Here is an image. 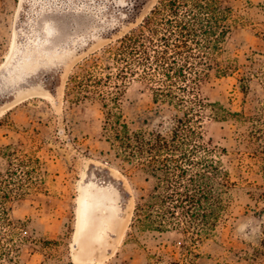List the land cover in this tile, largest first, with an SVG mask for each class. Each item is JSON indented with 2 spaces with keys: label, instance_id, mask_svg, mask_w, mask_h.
I'll return each instance as SVG.
<instances>
[{
  "label": "rangeland",
  "instance_id": "rangeland-1",
  "mask_svg": "<svg viewBox=\"0 0 264 264\" xmlns=\"http://www.w3.org/2000/svg\"><path fill=\"white\" fill-rule=\"evenodd\" d=\"M156 1L0 0V172L13 170L9 212L25 222L20 264H264V0H228L236 23L217 60L232 70L211 69L198 85L203 141L232 183L206 237L137 227V195L152 186L137 170L144 156L105 129L98 99L70 90L81 69L109 72L101 89L129 134H168L173 108L157 112L154 85L139 75L114 88L107 51Z\"/></svg>",
  "mask_w": 264,
  "mask_h": 264
},
{
  "label": "trees",
  "instance_id": "trees-1",
  "mask_svg": "<svg viewBox=\"0 0 264 264\" xmlns=\"http://www.w3.org/2000/svg\"><path fill=\"white\" fill-rule=\"evenodd\" d=\"M234 23L228 0H157L136 30L108 46V57L117 67L113 87H125L127 78L134 75L154 85L155 110L158 112L164 102L174 110L168 134L141 128L129 134L117 110V99H113L116 96L110 92L108 97L101 89L111 82V73L96 76L81 69L70 77L75 98L98 99L105 129L112 130L124 147L137 151V158L144 156L137 159V170L152 178V186L146 195H137V227L180 229L206 237L224 219L232 183L220 161L209 156L214 147L203 141L205 102L198 85L211 69L218 75L232 70L231 64L220 63L217 55ZM92 65H98V60ZM13 174L10 167L0 172V264H20L28 240L19 233L25 222L9 212L8 203L15 192L9 186ZM42 243L53 245L56 241Z\"/></svg>",
  "mask_w": 264,
  "mask_h": 264
},
{
  "label": "bare ground",
  "instance_id": "bare-ground-1",
  "mask_svg": "<svg viewBox=\"0 0 264 264\" xmlns=\"http://www.w3.org/2000/svg\"><path fill=\"white\" fill-rule=\"evenodd\" d=\"M90 225H88L87 227L85 226L84 228V235H88L90 233Z\"/></svg>",
  "mask_w": 264,
  "mask_h": 264
}]
</instances>
